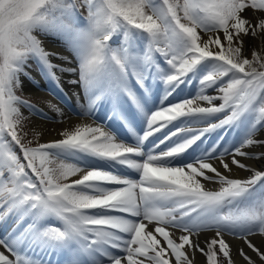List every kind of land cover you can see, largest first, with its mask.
<instances>
[{"label": "snow or ice", "instance_id": "6c2138e0", "mask_svg": "<svg viewBox=\"0 0 264 264\" xmlns=\"http://www.w3.org/2000/svg\"><path fill=\"white\" fill-rule=\"evenodd\" d=\"M49 38L75 66L45 48ZM33 60L58 85L57 71L77 75L69 83L84 95L78 115L91 123L51 142L40 143L35 129L27 139L21 106L30 115L43 110L16 90L21 75L31 78ZM194 81V97L169 99ZM105 102L108 120L120 121L133 143L97 122ZM47 107L63 116L50 101ZM233 128L242 131L239 140L220 136L202 147L207 134ZM260 128L264 0H0V223L15 217L0 238V264H46L42 255L54 253L57 264H195L197 252L206 264H236L226 234L258 257L238 247L246 264H264V170L239 159H264L244 151L264 144L254 139ZM233 166L249 175L233 178ZM203 231L215 236L202 248Z\"/></svg>", "mask_w": 264, "mask_h": 264}, {"label": "bare ground", "instance_id": "6f19581e", "mask_svg": "<svg viewBox=\"0 0 264 264\" xmlns=\"http://www.w3.org/2000/svg\"><path fill=\"white\" fill-rule=\"evenodd\" d=\"M249 13L250 16H252V12L248 11L246 12V15ZM249 16V17H250ZM45 48L48 51L52 52H59L62 55H69V58L73 60V64L71 66H75V60L73 57L70 56L68 51L65 49V47L56 40H53L49 38L48 40L45 41L44 44ZM248 48V47H247ZM250 55V54H249ZM52 62L56 64H62L65 67H68L70 65L66 64L62 60H57L55 57H51ZM31 72V71H29ZM29 76H24L21 75V84H22V89L24 91H32V94H35L38 96L42 95L41 90H43L46 86L47 88L50 89L51 95L49 98L44 97V101L39 103L38 108L43 110V114H33L34 117L30 119L31 122H29L30 129H35L37 132L41 133L39 142L41 143H46V142H51L54 140L61 139L62 137L59 135L62 131L66 129H71L73 126L80 124V123H91L90 118H85L81 115H78L81 113V105L85 103L84 100V95L82 90L78 85L75 84H70V80L77 79V76L71 73L67 72H58L57 75L60 77V82L59 85L51 80V79H46L43 75V77H38L35 72L29 73ZM134 83V81H133ZM138 87V85H137ZM162 85L160 89H154L157 93V98H156V104L159 106V96L162 94ZM198 89V82H193L192 84H186L182 85L181 89L178 91L177 94H174L173 97H170L169 99L172 102H176L185 98L189 97H194L196 95ZM23 92V91H22ZM27 93V92H26ZM209 94H213V90H209ZM78 95H79V101H78ZM51 102L55 104L63 113V116L61 117L59 114H57L54 111H51L47 107V103ZM124 102L126 103V107H128L131 111L135 112L134 106L131 104L130 101L127 100V97H124ZM167 103V101L165 102ZM202 106H204L205 102H200ZM215 104H219L220 101H214ZM149 107H151V104H149ZM111 105L107 102L101 104L94 115L97 118V122L103 121L106 124L110 123L114 129H117L119 131V134L121 136H125L127 133H124L122 131L123 125L121 124L120 121L118 120H113L109 121L108 120V114L110 112ZM47 117V118H45ZM220 118H223V114H220ZM143 117H138V123L136 124V128L140 134V129L144 127L143 123ZM217 122V121H213ZM171 127V126H170ZM123 130L127 131L126 128L123 127ZM167 131V129L162 130L160 133H156L153 137L149 138V141H146V148L152 146V142L155 141L154 138L155 136L159 135L162 137L164 133ZM32 134V133H31ZM242 131L237 130L235 128L229 130V129H217L216 132H212L206 135L205 143L202 145V147H208L209 145L215 143L216 140L219 139L220 136H225L226 141H234V140H239V137L241 136ZM128 141L130 143L134 142V138L131 136H127ZM254 139L257 140H264V128H260ZM244 151H247L252 154H259V153H264V144H255L249 148H245ZM243 163L249 164L253 167H255L257 170H264V159L254 161V160H248L245 158H239ZM119 167V166H118ZM223 172V169H220ZM132 176L136 177L135 173H130ZM227 174V173H225ZM249 175V173L243 171V170H237L235 169V166H233V178H246ZM138 178V177H137ZM206 186L210 190H216L219 186L215 185L211 182H204ZM25 224L28 223L27 220L24 222ZM15 224V217H9L5 222L0 223V238H7L8 235L12 232L13 226ZM24 224L20 225L22 228ZM19 231V229H17ZM177 237L180 235L179 232L176 233ZM215 236L214 231H203L199 234V244L203 248L205 247V241L206 239H210ZM224 239L232 246L233 249V259L235 260L236 264H246V262L243 261L242 257H239L236 254V249L238 247H243L244 251L253 259H256L258 261V257L255 256V254L247 248L246 245L243 244V241L235 239L234 237L230 235H225ZM253 242L257 244V246H260V240L262 239L259 237V235L252 237ZM3 249H0L2 251ZM46 264H51V263H46ZM126 264V262H125ZM195 264H206V258L199 252L196 253L195 255Z\"/></svg>", "mask_w": 264, "mask_h": 264}, {"label": "rangeland", "instance_id": "374dc122", "mask_svg": "<svg viewBox=\"0 0 264 264\" xmlns=\"http://www.w3.org/2000/svg\"><path fill=\"white\" fill-rule=\"evenodd\" d=\"M247 16H250L249 13L247 14ZM250 17H251V16H250ZM252 46H253V41H252V40H247V42H246V47H248V48H247V53H246V54L248 55L249 58H251V50H252ZM249 54H250V55H249ZM157 56H159V55H157ZM29 64H30V67H27V68H26V71H27L28 73H30V72H29V68H32V69H35L36 72H38V73L41 74L40 68L37 66V64H36V62H35L34 60H33V61H29ZM74 75H75V74H74ZM76 76H77V75H76ZM77 78H78V77H77ZM22 91H23V92H22ZM26 92H27V93H26ZM41 94H42V95L38 96V94H37V95L32 94V91H31V92H30V91H24V89H22V84H21V87L18 88V89L16 90V95H17V96L22 97V99L27 100L28 102H30L31 104L36 105V106H39V103L45 100L44 97H46V96L49 95V93L47 92L46 89H43V90L41 91ZM46 98H47V97H46ZM43 99H44V100H43ZM20 111L24 114V116L28 117V120H26V121L24 122V123H25V128H24V130H25L26 132H28V137H27V139H32L33 133H32V130L30 129L29 122H31L30 119H32V118L34 117V115H30L29 112L26 110V108H24V107H22V106H21V108H20ZM31 133H32V134H31ZM40 143H41V142H40ZM29 146L35 147V146H36V141H33V143H32L31 145H29ZM16 151H17V149H16ZM70 162H71V161H70ZM217 247H218V246H217ZM218 259L223 260V257H222V256H218Z\"/></svg>", "mask_w": 264, "mask_h": 264}]
</instances>
